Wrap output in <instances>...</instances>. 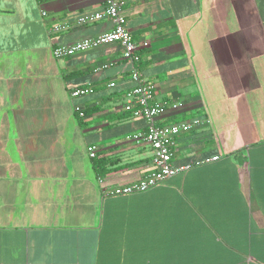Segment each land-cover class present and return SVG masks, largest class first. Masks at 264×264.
Instances as JSON below:
<instances>
[{
	"label": "crops",
	"instance_id": "0c3cea01",
	"mask_svg": "<svg viewBox=\"0 0 264 264\" xmlns=\"http://www.w3.org/2000/svg\"><path fill=\"white\" fill-rule=\"evenodd\" d=\"M122 1L136 64L119 43L54 55L113 28L79 23L106 0H0V264H264V0ZM134 67L180 103L162 123L207 122L177 139L188 169L111 195L152 169Z\"/></svg>",
	"mask_w": 264,
	"mask_h": 264
},
{
	"label": "built area",
	"instance_id": "2783aa9c",
	"mask_svg": "<svg viewBox=\"0 0 264 264\" xmlns=\"http://www.w3.org/2000/svg\"><path fill=\"white\" fill-rule=\"evenodd\" d=\"M124 2L122 0H106V8L102 13L86 14L80 20V24H90L109 18L113 22V28L97 36L82 39L72 45H59L54 48V55L57 58L72 56L79 52H85L102 46L119 43L123 48L124 58L136 64L140 61L139 43L135 40L132 32L127 27L126 17L122 13ZM134 78L136 86L127 95L123 108L131 111L143 118L146 122L144 129L132 134L131 140L138 145H145L152 150V169L140 180L106 188L105 192L111 195H129L140 191H145L158 186L167 178L177 175L186 170L189 166H174L173 157L177 145L178 137L186 132H190L200 127L207 120L194 118L185 122L164 124L161 122L162 116L167 108H178L180 103L155 99L154 85L146 79L137 68L134 67ZM112 82L110 86H114ZM93 92L92 86L76 87L71 94L74 97H81ZM81 116L85 113L78 110ZM97 145H90L88 152L91 157H96L98 153Z\"/></svg>",
	"mask_w": 264,
	"mask_h": 264
},
{
	"label": "trees",
	"instance_id": "16d2710c",
	"mask_svg": "<svg viewBox=\"0 0 264 264\" xmlns=\"http://www.w3.org/2000/svg\"><path fill=\"white\" fill-rule=\"evenodd\" d=\"M89 110H86V114H88ZM131 111H129V114ZM76 115L81 119L83 118L79 112H76ZM163 118V117H162ZM188 120V119H187ZM187 120H184L182 122H185ZM166 122V121H165ZM166 124H168V122H166ZM93 164H94V167L98 173V175L102 176L104 175L107 171H108V168H107V162L104 158H98V157H94L93 158Z\"/></svg>",
	"mask_w": 264,
	"mask_h": 264
},
{
	"label": "water",
	"instance_id": "95a60500",
	"mask_svg": "<svg viewBox=\"0 0 264 264\" xmlns=\"http://www.w3.org/2000/svg\"><path fill=\"white\" fill-rule=\"evenodd\" d=\"M236 158L238 159L240 164H243V157L242 156H237Z\"/></svg>",
	"mask_w": 264,
	"mask_h": 264
}]
</instances>
